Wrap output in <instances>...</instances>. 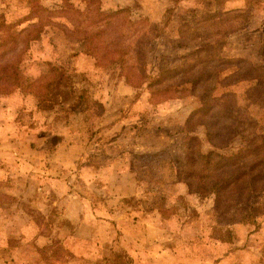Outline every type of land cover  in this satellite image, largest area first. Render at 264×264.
<instances>
[{
  "label": "rangeland",
  "instance_id": "obj_1",
  "mask_svg": "<svg viewBox=\"0 0 264 264\" xmlns=\"http://www.w3.org/2000/svg\"><path fill=\"white\" fill-rule=\"evenodd\" d=\"M98 10L121 12L100 27L106 61L84 36ZM20 31L28 88L0 86V264H264V192L197 194L210 116L188 122L207 91L230 152L264 138V0H0V40Z\"/></svg>",
  "mask_w": 264,
  "mask_h": 264
},
{
  "label": "trees",
  "instance_id": "obj_2",
  "mask_svg": "<svg viewBox=\"0 0 264 264\" xmlns=\"http://www.w3.org/2000/svg\"><path fill=\"white\" fill-rule=\"evenodd\" d=\"M45 11L46 10L41 9V12ZM96 12V16L93 18L94 22L91 23L90 26V34H84V36L88 38L89 45L96 51L95 54L97 57L102 55L100 60L106 61L107 58L105 57V54H100L99 52L101 50H99L96 45L98 36L101 33L100 27L101 25L118 18L121 12L119 10L105 13L98 10ZM66 13H74V15L77 16V12H73V10L68 9L54 12L53 16L56 15L64 18L63 16ZM68 21L70 22V19ZM71 22L77 24H71L72 26L76 25L79 28L82 27V20L78 16L75 21L71 20ZM57 26L67 36L75 38L83 36L78 34L79 32L77 30H71L66 22H59ZM83 29H85V26H83ZM22 32L23 31H20L15 34L13 32H9V34L6 32L0 40V86L4 87L5 92L7 93L13 92L14 90L28 88L27 81L24 80L20 71L18 63L19 60L14 57L17 52H22L25 47V44L22 45L20 39L18 38ZM115 61H120L119 56H117ZM122 62L123 74L127 79V83L131 86H138L139 83H141V80H133L134 78L129 72L132 64L128 63L126 60H122ZM167 75L164 76L161 74L155 80H149L147 87L152 90V88L154 86L157 87V85L161 83ZM144 78L147 79L145 76ZM203 79L204 76L202 74H198L197 76H193L189 79L188 82L190 83L193 91L196 89L195 87L198 83H200ZM153 91L151 92L154 94ZM201 100V107L196 112L191 114V118L189 117L190 119L188 122H191L192 119H194V114H198L200 111L207 113L210 116L204 119L196 118L198 126L204 129L206 141L213 148L212 152H207L205 155L201 154L199 150L196 151V166L198 167L197 171L203 173L205 178L215 177H213V180L207 185H196V193L208 196L213 194L216 199H220L221 195L225 193L226 190L229 191V189H231L234 190L233 192L230 191L232 196L239 197L242 200L250 197L254 192H264V138L257 142V137L254 136L250 139L247 137V140H244L245 146H240L235 151L230 152L232 141L236 134L228 133L226 136L224 134L220 136V129L221 131H225L226 127L221 126L220 128L217 126L218 122L210 114L211 105L208 102L207 91L203 92ZM187 141H192V139L188 138ZM226 151H229L230 153H226Z\"/></svg>",
  "mask_w": 264,
  "mask_h": 264
}]
</instances>
